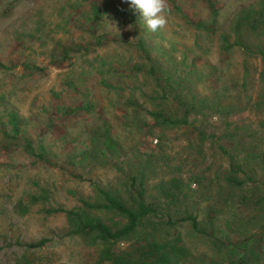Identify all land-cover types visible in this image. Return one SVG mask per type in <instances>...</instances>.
<instances>
[{
  "label": "rangeland",
  "instance_id": "obj_1",
  "mask_svg": "<svg viewBox=\"0 0 264 264\" xmlns=\"http://www.w3.org/2000/svg\"><path fill=\"white\" fill-rule=\"evenodd\" d=\"M214 2L212 33L191 22L212 24L207 0H167V25L156 32L124 0H0V264H96L98 246L73 233L65 212L50 210L93 201L95 184L121 187L122 169L139 151L166 155L170 168L182 163L189 210L208 233L214 229L233 245L198 234L182 219L186 209L174 207L172 218L180 222L171 229L192 264H228L241 256L264 264V62L257 52L264 37L245 34L247 46L228 52L220 38L236 41L238 15L264 10V0ZM156 62L162 71L190 74L188 87L208 97L209 107L217 101L216 108L230 105L233 112L223 122L215 109H205L191 115L192 125L149 132L144 122L152 117L129 100L149 109L158 103L145 95L159 90L153 91L154 79L138 71ZM106 131L116 150L108 149ZM230 154L256 189L219 178L231 168ZM101 216L109 224L117 219Z\"/></svg>",
  "mask_w": 264,
  "mask_h": 264
},
{
  "label": "trees",
  "instance_id": "obj_2",
  "mask_svg": "<svg viewBox=\"0 0 264 264\" xmlns=\"http://www.w3.org/2000/svg\"><path fill=\"white\" fill-rule=\"evenodd\" d=\"M209 8L212 10V24H204L201 21H191L195 27L205 29L208 32H215V22H217L218 12L214 0H207ZM96 12L98 8L95 6ZM236 41L231 42L226 35H220L221 47L224 52H228L232 47L238 45L246 47L243 40L245 34H256L264 37V10L253 11L244 10L236 18L232 27ZM140 50L148 59H151L149 50L140 41ZM258 54L264 62V46H258ZM32 69V66H28ZM159 63H151L146 68L140 65L138 71L154 79L153 91L158 87L155 95L145 93L151 99L158 101L152 108L143 107L139 100L131 98L130 104L138 109L145 110L151 117L152 122L146 123L149 132L155 127H160L162 131L165 128H183L185 125L194 123L191 115H197L204 112L205 109L212 110L223 117H227L233 112L230 105L227 110L216 108L219 103L213 102L209 107L210 99L208 97H199L191 87H188L189 75H178V69H166ZM106 85V82H104ZM108 87H112L108 85ZM124 90L128 86L121 87ZM120 88V89H121ZM134 91H132V94ZM84 110L75 108L72 112ZM209 113V111H208ZM11 121L14 127L17 126V117L11 115ZM224 120L223 122H225ZM106 143L108 149H117V141L114 140L109 131H106ZM203 136L201 135L203 141ZM163 138L159 135V139ZM201 144V143H200ZM223 151V149H222ZM226 153L225 151H223ZM198 156H202L203 150L200 147L197 150ZM136 161H128L122 169V186L113 188L111 186H102L95 184L96 198L93 201L80 199L82 205L76 209L53 208L50 212H65L69 222L73 225V233L80 234L82 237L90 239L93 244L99 248V255L96 264H192L190 262L191 252L182 244L180 235L174 234L171 229L177 222L172 218L171 210L174 207L183 206L186 209V215L182 218L191 221L193 230L198 234L207 235V231L201 227L198 221V213L190 211L186 202L188 194L184 190V176L181 174L182 163L170 168L168 157L166 155H156L155 152L140 155L138 152ZM231 168L219 175L220 179L225 180L231 185L242 187L245 184H252L251 188L256 189L253 176L246 170L243 163L236 161L230 154ZM188 161V159H187ZM186 161V162H187ZM264 163V153L262 154ZM167 167L169 172L159 171ZM243 173V178L239 176ZM159 174L158 181L151 184V178ZM257 194L253 195L255 198ZM196 204V203H194ZM209 222L213 228L215 214L210 210ZM109 212L116 217L113 224H109L102 216V213ZM210 236L216 238L214 229L210 230ZM218 240V245H232L231 242ZM45 241L40 242L41 246ZM122 243H127L122 247ZM36 246V245H34ZM228 264H251L246 257H239L230 261Z\"/></svg>",
  "mask_w": 264,
  "mask_h": 264
},
{
  "label": "clouds",
  "instance_id": "obj_3",
  "mask_svg": "<svg viewBox=\"0 0 264 264\" xmlns=\"http://www.w3.org/2000/svg\"><path fill=\"white\" fill-rule=\"evenodd\" d=\"M129 7L138 11L151 32L163 29L167 25L170 12L167 0H124Z\"/></svg>",
  "mask_w": 264,
  "mask_h": 264
}]
</instances>
